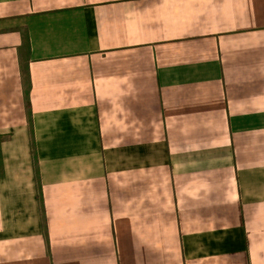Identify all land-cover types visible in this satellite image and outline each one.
<instances>
[{"label":"crops","instance_id":"1","mask_svg":"<svg viewBox=\"0 0 264 264\" xmlns=\"http://www.w3.org/2000/svg\"><path fill=\"white\" fill-rule=\"evenodd\" d=\"M0 264H264V0H0Z\"/></svg>","mask_w":264,"mask_h":264}]
</instances>
